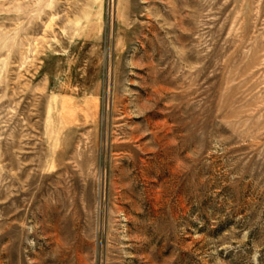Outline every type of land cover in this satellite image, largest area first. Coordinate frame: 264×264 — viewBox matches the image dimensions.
<instances>
[{
  "label": "rangeland",
  "instance_id": "obj_1",
  "mask_svg": "<svg viewBox=\"0 0 264 264\" xmlns=\"http://www.w3.org/2000/svg\"><path fill=\"white\" fill-rule=\"evenodd\" d=\"M0 264H264V0H0Z\"/></svg>",
  "mask_w": 264,
  "mask_h": 264
}]
</instances>
